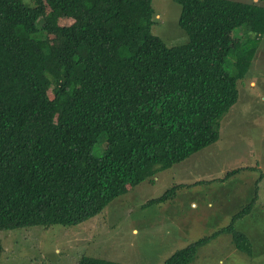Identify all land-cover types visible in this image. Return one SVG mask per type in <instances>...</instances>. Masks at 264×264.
Wrapping results in <instances>:
<instances>
[{
	"label": "trees",
	"instance_id": "1",
	"mask_svg": "<svg viewBox=\"0 0 264 264\" xmlns=\"http://www.w3.org/2000/svg\"><path fill=\"white\" fill-rule=\"evenodd\" d=\"M172 1L187 41L169 47L151 33V0H0V231L81 224L218 140L254 56L245 35L262 8ZM178 186L147 205L171 200ZM221 234L252 255L230 224L163 264H190ZM77 264L120 263L82 256Z\"/></svg>",
	"mask_w": 264,
	"mask_h": 264
},
{
	"label": "rangeland",
	"instance_id": "2",
	"mask_svg": "<svg viewBox=\"0 0 264 264\" xmlns=\"http://www.w3.org/2000/svg\"><path fill=\"white\" fill-rule=\"evenodd\" d=\"M235 1L255 3L262 10L254 32L245 35L254 43V56L245 77L237 81L238 98L221 119L218 140L158 172L153 182L131 188L81 224L0 231V264H77L82 256L163 264L175 251L230 224L250 240L252 255L239 252L231 236L221 234L200 247L190 264H264V0ZM151 4V33L166 46L184 44L179 6L172 0ZM241 32L242 27L234 29L227 43L233 45ZM230 61L228 57L227 68ZM103 150L100 140L92 154L100 157ZM176 185L171 200L147 205ZM252 200L250 212L234 219Z\"/></svg>",
	"mask_w": 264,
	"mask_h": 264
}]
</instances>
